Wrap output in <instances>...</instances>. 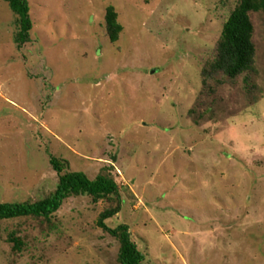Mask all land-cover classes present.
Listing matches in <instances>:
<instances>
[{
  "label": "rangeland",
  "instance_id": "rangeland-1",
  "mask_svg": "<svg viewBox=\"0 0 264 264\" xmlns=\"http://www.w3.org/2000/svg\"><path fill=\"white\" fill-rule=\"evenodd\" d=\"M28 1L18 48L0 0V203L54 192L53 154L114 177L107 224L130 226L141 264H264V10L250 14L254 66L233 78L210 66L239 0ZM114 204L71 196L50 219H0V264H118L98 225Z\"/></svg>",
  "mask_w": 264,
  "mask_h": 264
},
{
  "label": "trees",
  "instance_id": "trees-1",
  "mask_svg": "<svg viewBox=\"0 0 264 264\" xmlns=\"http://www.w3.org/2000/svg\"><path fill=\"white\" fill-rule=\"evenodd\" d=\"M5 1L18 16L19 30L15 41L18 48H22L31 40L33 29L29 1ZM260 10H264V0H239L237 7L224 25L222 37L218 43L217 57L210 66L211 71L221 72L235 78L253 68L255 61V46L252 40L254 25L250 14ZM106 27L110 40L117 42L123 27L118 21V13L113 6L107 9ZM207 72L205 69L204 73ZM50 163L59 176L56 190L37 201L0 203V219L19 217L50 219L71 196H90L95 202L105 199L114 200L115 204L107 207L100 214L98 225L120 241L118 264H141L145 255L132 239L130 226L121 223L112 228L107 224V220L117 215L122 208L119 185L114 177L109 173L101 172L96 178L91 179L83 171H69L68 161L53 154H50ZM9 240L14 243L15 249H22L24 243L21 238L13 234Z\"/></svg>",
  "mask_w": 264,
  "mask_h": 264
}]
</instances>
